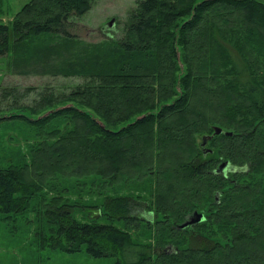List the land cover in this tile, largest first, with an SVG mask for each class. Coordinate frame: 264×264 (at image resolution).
<instances>
[{
  "label": "trees",
  "instance_id": "1",
  "mask_svg": "<svg viewBox=\"0 0 264 264\" xmlns=\"http://www.w3.org/2000/svg\"><path fill=\"white\" fill-rule=\"evenodd\" d=\"M95 1L31 0L12 25L0 24V58L10 55L12 37L23 53L41 36L113 46L91 69L74 55L55 58L54 48L39 56L45 75L81 79L75 89H0V125L24 120L40 131L28 155L0 164V217L24 215L36 200L44 245L115 264H264V4L139 0L121 33L89 42L104 30L83 21ZM46 58L57 68H44ZM29 91V105H20ZM59 117L73 126L50 128ZM199 136L203 145L210 137L216 157ZM224 163L227 173L219 172ZM93 174L103 194L73 204L64 190ZM135 177L149 200L116 193ZM108 190L116 194L107 198ZM78 207L104 211L106 223L79 221ZM144 210L163 219L154 245L131 232L143 224L153 231ZM197 212L204 220L182 227Z\"/></svg>",
  "mask_w": 264,
  "mask_h": 264
},
{
  "label": "rangeland",
  "instance_id": "2",
  "mask_svg": "<svg viewBox=\"0 0 264 264\" xmlns=\"http://www.w3.org/2000/svg\"><path fill=\"white\" fill-rule=\"evenodd\" d=\"M30 1L31 0H0V24L12 25L17 14ZM137 1L139 0L95 1L94 7L83 17V21L90 24L92 27H103L104 30H102V33L97 32L98 36H96L94 40L91 39L89 42H96L99 38H105L109 35L115 36V34L118 35L121 33L119 30H121L120 28L124 25L130 10L137 6ZM197 1L200 2L202 0ZM256 1L264 4V0ZM110 23L113 24V26H111ZM115 31L117 33H115ZM85 41L88 42V40ZM14 42V38L12 37V51L10 55L0 58V89L8 85H18L22 91H25L27 87H33L34 90L40 91L45 88H51L57 92L67 89L71 90L74 86L75 89L77 86L82 85L81 79H78V77L53 76L51 74L45 75L43 73L44 70H42L43 66H41V69H37L38 61L36 62V60L39 59V56H43L44 53L47 54L50 49L54 48L56 49V52L53 53L56 54L55 58L59 55V57L68 60L74 55L71 59L75 60L81 67L91 69L94 65H97L96 58L100 55H106L108 57L110 53L113 52V46L111 47V45L107 42L91 46L84 41L74 42L71 44L66 42L63 38L41 36L38 39L31 41L29 45H25L29 46V49H26L25 53L27 54L23 58V61L26 60V58L27 60L20 64V59L22 58L21 54L25 53L22 52L23 46L19 47V49L17 47L18 45ZM71 48H74L73 52L71 51L66 54H64V52V55L61 54V50L65 51ZM115 50H117V48H115ZM75 56H77L78 60ZM53 60L47 59L43 62L44 68L51 66V71L57 68L53 66L55 65ZM26 70H28L31 75ZM23 71L26 72L21 74ZM58 86H62L63 88H59ZM29 92L30 93L26 94L27 96L24 99L20 100V105H29L30 99L28 100V98L33 96L35 91ZM113 98L114 97H111L106 100L108 105H111ZM11 100L12 99L9 98L8 102H11ZM120 100H122V98H120ZM114 102L116 103L117 101ZM67 125L69 128L73 126L71 120L67 117H59L55 119L53 124L49 127L55 128L61 126L65 131ZM39 132L40 131L37 127L28 124L24 120L7 121L2 123L0 125V164L8 166L9 162L13 160L17 162L21 156H25L26 154L28 155L29 146H31V144H33L36 140H39L37 139L40 136ZM197 142L198 145L202 147L203 152H210L213 150L215 153H210L212 154L210 157H216L217 150H214L215 145L212 141L207 142L204 146L202 136H199ZM140 180L139 177H135V179L118 183L115 186L118 188L116 189V193H118V195H123L124 193L129 194L134 199H139L136 201L138 203H141L144 198L149 200L148 191H145L146 186L137 185ZM60 183H62V181L58 184ZM65 183L66 182L62 185ZM69 184L71 187L68 191L65 189L64 194L70 196L72 201L76 202L73 204H81V202L87 203L88 201L94 202V200L99 199L98 194H103L101 190L104 188L101 189V185L99 186V178L94 174L89 175V177L82 176L71 181ZM139 184H141V182ZM115 187L113 188L114 190ZM114 190H108L104 192V195L107 198L109 196H113V194H116ZM106 197L103 196L102 199H105ZM219 198L220 197L218 196L216 197L217 200H219ZM36 204V200L33 201L31 209L24 215L14 214L8 219L3 216L0 217V264H115V260L113 258L96 259L89 256L85 252L69 255L60 250H54L44 245L43 239L39 235V232L45 229L39 221L40 216H42L44 212L41 211L42 209L38 208ZM90 205L92 204H89V206ZM35 211H37V213ZM140 211L137 215H139ZM103 212L104 211L94 209V207L85 209L78 207L73 210L75 217L79 221L93 224L106 223L102 217ZM197 213L201 214V212ZM140 214L141 218L151 220L153 231L151 230L152 232L150 233V229L148 230L147 226L143 224V227L140 230L131 231L133 238L137 242L154 245V239L152 238L153 232L157 233V230L159 229L157 224L162 217H157L152 212L148 213L145 210ZM195 214L192 215V217L190 216L191 218L189 220H191ZM118 227L124 228V225L120 223L118 224ZM169 247H171V245H168V248ZM152 253L156 258L157 255L154 250H152Z\"/></svg>",
  "mask_w": 264,
  "mask_h": 264
},
{
  "label": "water",
  "instance_id": "3",
  "mask_svg": "<svg viewBox=\"0 0 264 264\" xmlns=\"http://www.w3.org/2000/svg\"><path fill=\"white\" fill-rule=\"evenodd\" d=\"M216 133L217 134H221L222 130L218 129L216 131ZM229 134L231 135L232 133H229ZM209 139H210L209 136H205L204 137V146L207 144ZM229 166L230 165L228 163L222 164L220 169H219V172L227 173ZM194 217H196V218H194ZM194 217L191 220H189L188 222H186L185 224H183L182 227H187L189 225L197 224V223H200V222H202L204 220V214L196 213Z\"/></svg>",
  "mask_w": 264,
  "mask_h": 264
}]
</instances>
